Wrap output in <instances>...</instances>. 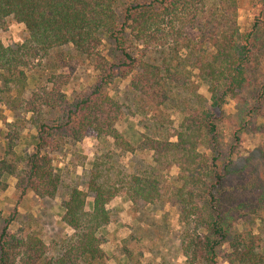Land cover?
Masks as SVG:
<instances>
[{
    "label": "trees",
    "instance_id": "obj_1",
    "mask_svg": "<svg viewBox=\"0 0 264 264\" xmlns=\"http://www.w3.org/2000/svg\"><path fill=\"white\" fill-rule=\"evenodd\" d=\"M249 1L262 10L264 0ZM243 2L131 0L120 20L117 0H0V32L9 20L26 32L17 43L0 41V103L13 94L10 107L30 113L36 129L29 134L32 148L18 151L26 119L4 121L0 176L15 178L19 196L30 191L51 202L62 181L51 154L86 137L101 145L83 187L69 185L62 199L61 222L72 232L46 242L34 232L4 227L0 264H107L102 244L116 216L107 207L115 197L133 209L141 202L177 207L182 260L166 264H264V174L244 171L237 150L244 130L264 121V80L246 106L224 112L228 99L249 88L250 70L264 52L262 20L243 31L238 25ZM126 31L137 43L134 51L126 47ZM105 42L114 44L115 56L102 52ZM86 62L92 80L68 93ZM193 75L207 84L208 101L187 109L175 126L171 92L189 88ZM124 80L132 113L142 116L137 147L117 130L124 105L108 93V86ZM224 125L231 127L226 144ZM135 153H150V164L134 171L119 164L123 154ZM243 171L237 184L227 186Z\"/></svg>",
    "mask_w": 264,
    "mask_h": 264
},
{
    "label": "rangeland",
    "instance_id": "obj_2",
    "mask_svg": "<svg viewBox=\"0 0 264 264\" xmlns=\"http://www.w3.org/2000/svg\"><path fill=\"white\" fill-rule=\"evenodd\" d=\"M129 1L131 0H117L116 12L120 20ZM258 6L262 8L261 11L249 0H244L238 11V25L243 31L250 28L255 21L259 22L260 19L262 23L260 22L258 36L264 38V4L259 3ZM25 34L23 24L9 20L7 29L0 32V41L5 45L17 43ZM126 38L127 49L134 51L137 43L133 41L129 31H126ZM102 52L115 56L114 44L105 42ZM92 75L90 64L84 63L76 70L66 91L68 93L80 91L90 83ZM249 76L251 80L249 88L241 92L240 97L227 100L224 107L226 114L231 115L246 106L250 102L252 88L264 80V52L259 53ZM191 83L189 88L177 87L171 92L173 100L170 103L169 112L175 126L178 125L181 114L186 113L187 109L195 108L204 100L203 103L208 101L207 84L195 75L191 76ZM127 85L128 80L122 81L119 85L111 84L108 86V93L116 96L124 105V115L116 124L117 130L137 147L140 133L143 132L140 124L142 116L132 113L135 110L126 89ZM13 99L14 95L9 94L6 101L0 103V156L5 143L3 135L7 130L4 121L13 122L15 116L26 119L25 129L21 132V137L24 139H21L16 146L18 151L32 148L30 144L28 145L29 134L36 131L34 124L30 121V113H22L18 108L14 110L10 107L13 106L11 104H15ZM230 128L228 125L220 127L223 144L231 141ZM244 132L237 149L240 158L238 164L244 168V171L253 170L255 175L262 176L264 174V121L258 119L252 122ZM100 149L101 145L96 143L94 138L86 137L76 145H68L61 151L51 154L53 167L62 180L57 196L51 202L38 200L30 191L24 196H19L14 188L15 178L0 176V231L6 227L8 231L19 234L34 232L46 242L58 239L62 235H69L72 230L61 222L62 199L69 185L80 184V187H83L89 164L94 153ZM120 160L119 164H124L125 169L139 170L150 164V153L123 154ZM244 171L239 175H231L227 186L237 184ZM175 174L176 168L172 167L169 176L172 177ZM107 207L116 213L114 221L109 223L104 231L106 240L102 248L108 255L107 264H132L135 261L140 262L139 264H166L182 260L178 248L179 225L176 206L170 204L151 206L141 202L136 209H133L129 201L115 197ZM260 214L264 216V211ZM257 222L260 220L257 219ZM261 245H264V238ZM262 251L264 252V249ZM126 253L130 254L131 258L128 259Z\"/></svg>",
    "mask_w": 264,
    "mask_h": 264
}]
</instances>
